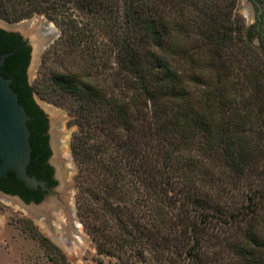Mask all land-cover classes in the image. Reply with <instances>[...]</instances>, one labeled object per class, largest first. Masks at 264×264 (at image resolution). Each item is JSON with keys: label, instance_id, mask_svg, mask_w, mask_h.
Returning <instances> with one entry per match:
<instances>
[{"label": "trees", "instance_id": "16d2710c", "mask_svg": "<svg viewBox=\"0 0 264 264\" xmlns=\"http://www.w3.org/2000/svg\"><path fill=\"white\" fill-rule=\"evenodd\" d=\"M15 1L28 9L9 11L5 7L13 0H0V11L22 19L34 12L54 14L73 3L74 8L91 14L96 19L102 14L107 23L113 20L118 22L119 12H122L125 19L127 27L123 31L124 35L119 37L121 40L118 39L116 43L119 76H124L127 88L136 89L143 99V107L135 111L149 108L152 111L151 118L143 117L144 121L138 117L134 118L128 102L116 96L110 85L101 88L92 79L78 81L60 73H54L53 76L58 96L61 91L79 100L76 118L84 133L74 137L72 151L75 158L82 164L83 169L94 160L107 174L105 179L97 181L100 190L94 194L107 204V212L116 218L118 224L103 210L97 209V213L89 218V228L100 245L98 251L122 259L123 254L130 249L131 253L134 251L133 254L145 258L142 245L152 248V260L156 264H163L166 257L174 264H211L212 255L208 248L205 250L204 247L206 240H210L208 237L206 240L204 238L206 234L209 236L211 225L231 226L254 217L259 211V195H251L248 203L239 207L236 213H228L221 207L209 208L201 195L198 197L197 193L189 189L187 191V188L175 180L171 172L175 166L171 165V160L185 145L192 144L193 141L197 143L196 138L201 136L202 149L207 153L215 151L223 155L226 165L237 175H241L246 167L251 166V161L264 154V150L259 147L264 132L259 131L256 135L258 144L253 143L254 139L248 135L247 126L251 116L247 110L239 112L237 109L232 119L226 120L225 110L229 103L224 101L226 95L223 92L220 101H214L218 107L215 116L196 113L181 106L177 101H182L185 96H178L176 88L181 80L168 58L171 54L185 56L189 61L205 58L208 68L223 69L228 66L231 69L235 59L224 60L225 55L237 53L235 48L239 44L243 53L254 45L252 33L247 31L242 17L233 16L236 0ZM259 1L264 6V0ZM195 33H198L197 37L193 35ZM0 35L11 38L8 43L0 41V56L12 52L1 68V74L13 79V89L18 92L20 102L33 117L29 121L33 146L29 172L49 179L53 172V168L45 162L51 155L49 136L46 134L49 121L45 112L36 104V88L28 82L26 75L31 48L26 46L17 34L6 35L0 30ZM172 39L183 42V46L176 48L177 45H174ZM261 41L264 43V32ZM262 58L264 62V55ZM263 73L264 68L254 75L248 73L247 80L250 82L247 87L243 84L245 90L248 87L259 90L260 87L263 88V82L254 83L258 78L256 76ZM114 86H117V83ZM216 94L217 92L212 98L215 99ZM164 102L167 106L170 102L173 103L170 104L172 107L176 105L172 114H167L169 107H165ZM211 108L213 106L207 107L208 110H212ZM220 119L223 122H220ZM100 120L102 130L121 126L127 130L126 136L116 132L113 134L114 148L117 151L114 158L97 156L102 149H96L90 142L96 131L94 123ZM140 121L142 123H139ZM262 121L264 129V120ZM160 140V143L168 142L169 148L164 145L161 149L157 148ZM157 166H162L163 169ZM155 171L158 174H154ZM121 173L124 174L123 178L120 177ZM1 180V187L6 192H21L23 188L22 183L12 173L7 181L4 177ZM140 186L144 191L139 190ZM134 192L138 194L134 196ZM168 209L177 212V215L172 217L175 220L170 222L164 217L166 212L169 215ZM95 211L96 209L92 210V213ZM250 225L254 226L253 222H250ZM249 238L237 247L241 259L238 264H254V251L264 247L263 243L256 242L252 236ZM122 264L126 263L123 261Z\"/></svg>", "mask_w": 264, "mask_h": 264}, {"label": "rangeland", "instance_id": "374dc122", "mask_svg": "<svg viewBox=\"0 0 264 264\" xmlns=\"http://www.w3.org/2000/svg\"><path fill=\"white\" fill-rule=\"evenodd\" d=\"M74 5L72 3L66 8L63 7L54 14L34 12L22 19L8 16L0 11V18L20 24L32 21L35 14H46L56 26H62L52 49L40 56L41 67L36 93L39 100L63 112L72 144L76 135L84 133L81 131L76 118L79 111V100L65 92L63 94L60 91L61 96L56 94L58 92L53 80L54 73L63 74L69 79L74 77L78 81L92 79L101 88L110 85L116 96L122 97L126 103L128 102L134 118L138 117L144 121L143 117L145 119L152 117V111L149 108L140 112H138L139 110L135 111L140 109L139 107H143V99L137 94L136 89L127 88L124 76H119L120 67L116 43L118 39L121 40L119 37L124 35L123 31L127 27L122 12H119L120 19L118 22L113 20L107 23L102 14H98L100 16L96 19L93 15L74 8ZM26 8L28 9L27 6L15 0L9 2L5 7L9 11L11 9L23 11L27 10ZM233 14L234 18L235 16L236 18L242 17L247 31L252 33L251 39L254 45L250 50L243 53L239 44L235 48L237 53L225 55L224 60L235 59L231 69L228 66H224L223 69L219 67L211 69L206 67L205 58L199 61H189L185 56L171 54L168 59L181 80V83L176 86L177 94L178 96H185L182 101H176L187 110L192 109L196 113H209L215 116L218 110L216 102L220 101V96L223 97L221 94L223 92L226 95L224 101L229 103L225 110V119H232L237 109L239 112L250 111L251 121L248 122L247 126L248 135L254 139L253 143L258 144L256 135L259 134V131L264 132L262 126V120H264V87H260V90L249 87L245 90V87L250 82L247 80L248 73L254 75L259 72V69L264 68L262 58L264 43L261 41L264 22L259 21L258 15H252L251 0H236V8ZM193 35L197 37L198 33ZM173 39L174 45H177L176 48L183 46V42L179 43L177 39ZM198 56L200 57V55ZM124 74L122 73V75ZM256 78L257 81L254 80V83L260 81L264 85V73L259 74ZM115 83L117 86H114ZM244 83L246 84L245 87ZM215 92L217 94L214 99L212 97ZM214 101L216 102L214 103ZM165 103L164 106L169 107L167 114H172L176 105L172 107L170 104L173 103L170 102L168 106ZM149 105L151 107V102ZM208 106H213L212 110H208ZM103 115L105 116V112ZM219 121L223 122L222 119ZM101 126V120L95 121L94 129L96 131L90 142L95 145L96 149H102V152L98 153L97 156L114 158L117 151L114 148L115 138H113V134L116 132L126 136L127 130L123 126L102 130ZM201 138V136L196 138L197 143L193 141L192 144L185 145V148L176 153L171 160V165L175 166L172 168V175L175 176V180L181 186L187 188V191L189 189L197 193L198 197L201 195L200 197H203L209 208L221 207L228 213H236L239 207L248 203L251 195L255 193L259 195L257 201L259 203L258 214L231 226L227 224L222 226L220 224L211 225V235L206 234L204 238V240L210 238L209 242L206 240L204 247L205 250L208 248V252L212 255L211 260L213 262L211 264H238L241 259L237 247L241 243L247 242L250 239L249 236H252L256 242L264 244V154H261L259 159L251 161V166L246 167L243 174L237 175L226 165L223 155L215 151L207 153L205 149H202L201 141L203 140ZM177 139L179 140V138ZM160 142L161 140L158 141L157 148L161 149L163 145L169 148L168 142ZM259 142L260 149L264 150V138ZM76 161L78 165L75 174L79 222L85 224V236H91V249L83 252L84 263L122 264L124 261L126 264H156L152 260L153 250L149 246L141 245V249L145 251V258L133 254L134 251L131 253L130 249L123 254L122 259L98 251L100 245L89 228L90 219L97 213V209L106 212L107 216L118 224L116 218L114 219V216L107 212V204L94 194L100 190L97 181L105 179L107 174L102 166H99L94 160L89 162L87 168L85 166L84 169L77 159ZM158 168L163 169L162 166ZM150 170L156 169L150 168ZM154 174L158 173L155 171ZM120 177L123 178L124 174L121 173ZM139 190L144 191V188L140 186ZM137 194L136 192L133 193L134 196ZM200 203L203 202L200 201ZM94 209L96 211L92 213ZM168 211L169 215L166 212L164 217H167L169 222L175 220L172 217L177 215L176 210L168 209ZM193 215L199 216L196 213ZM250 222H253L254 226H251ZM45 227V223H42L31 213L10 199L0 196V264H75V261L68 259L64 246L49 238ZM253 258L257 264L264 262V247L254 251ZM162 263L174 264L170 263L167 257Z\"/></svg>", "mask_w": 264, "mask_h": 264}, {"label": "water", "instance_id": "95a60500", "mask_svg": "<svg viewBox=\"0 0 264 264\" xmlns=\"http://www.w3.org/2000/svg\"><path fill=\"white\" fill-rule=\"evenodd\" d=\"M252 1V15L262 20L263 5ZM23 34L32 46L28 68L29 83L36 88L41 67L40 56L52 49L62 26H56L46 14H35L32 21L17 23L0 18V25ZM12 52L0 56V178L13 171L27 187L45 186V182L29 173L33 146L29 121L33 118L20 102L19 94L12 87V78L1 74V68ZM34 97L49 120L52 154L50 164L55 168L58 185L41 204H27L18 195L0 190V196L10 199L45 223L49 238L64 246L68 259L75 264H85L83 252L91 249V236H85V224L79 222L76 158L63 112ZM59 201V202H58Z\"/></svg>", "mask_w": 264, "mask_h": 264}, {"label": "flooded vegetation", "instance_id": "af4514ba", "mask_svg": "<svg viewBox=\"0 0 264 264\" xmlns=\"http://www.w3.org/2000/svg\"><path fill=\"white\" fill-rule=\"evenodd\" d=\"M2 23V22H1ZM2 25H4V26H6L7 24H4V23H2L1 25H0V30L1 31H3L4 32V34H6V35H12V34H17L20 38H21V40H22V42L26 45V46H29L30 48H31V55H30V60L29 61H31V57H32V46L30 45V43H29V39H26L24 36H23V34L21 33V32H18V31H13V30H10L9 28L10 27H8V28H5V27H3ZM8 26V25H7ZM17 36V37H18ZM9 36H1L0 35V41L2 42V43H5V42H10L11 40V38L9 39L8 38ZM29 65H30V62H29ZM29 65H28V67H27V69H26V75H27V79H28V82H29V76H28V68H29ZM36 101V100H35ZM36 104L38 105V103L36 102ZM38 107L40 108V109H42L39 105H38ZM49 121V120H48ZM48 131H49V128H48V130H47V132H46V134L49 136V140H48V143H49V147H50V149H51V146H50V135H49V133H48ZM51 154H52V149H51ZM50 157H51V155H50ZM50 157L45 161L46 162V164H48V165H50L52 168H53V172H52V174H51V176H50V178L48 179V178H44V177H40V176H38L37 174H33V173H30V174H32V175H35L38 179H40V180H42V181H44L45 182V188L43 187V186H41V185H39L38 187H36V188H30V187H27L21 180H19L21 183H22V185H23V188H22V190H20L21 192H7V193H10V194H13V195H18L23 201H25L27 204H31L32 202H35V203H37V204H41V203H43L45 200H47V198H49L50 197V195H51V193H52V191H54V189L56 188V186L58 185V180H57V178H56V171H55V168L50 164V162H49V159H50ZM0 164H1V159H0ZM14 174L15 176H16V174L13 172V171H9L8 172V174H7V176H4V178L6 179L5 181H7L8 179H9V175L10 174ZM3 178V177H2ZM2 178H0V179H2ZM16 178H17V176H16ZM1 185H2V180L0 181V190H2V191H5L4 189H3V187H1ZM6 192V191H5ZM59 202V201H58Z\"/></svg>", "mask_w": 264, "mask_h": 264}, {"label": "bare ground", "instance_id": "6f19581e", "mask_svg": "<svg viewBox=\"0 0 264 264\" xmlns=\"http://www.w3.org/2000/svg\"><path fill=\"white\" fill-rule=\"evenodd\" d=\"M70 136V135H69ZM43 223V222H42ZM46 228V227H45Z\"/></svg>", "mask_w": 264, "mask_h": 264}]
</instances>
